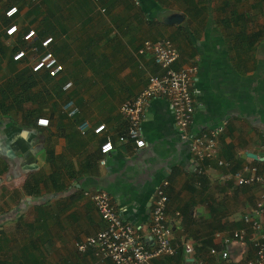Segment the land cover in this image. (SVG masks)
I'll return each instance as SVG.
<instances>
[{"label":"crops","instance_id":"1","mask_svg":"<svg viewBox=\"0 0 264 264\" xmlns=\"http://www.w3.org/2000/svg\"><path fill=\"white\" fill-rule=\"evenodd\" d=\"M12 6L19 10L9 19L19 28L15 37L5 24ZM31 30L39 40L54 39L51 51L64 67L59 78L24 76L33 61H10L17 53L11 43ZM162 40L179 53L176 71L198 69L189 131L226 123L201 175L167 99L153 100L144 112L143 150L119 141L129 130L121 106L162 73L142 54L144 44ZM20 76L22 86L34 87L15 88L0 113V261L25 252L45 258L43 264H95L93 251L76 249L106 227L87 192L108 193L153 248V196L164 181L172 242L180 251L154 264L210 262L223 238L247 229L244 217L254 215L261 188L238 186L234 176H249L246 166L264 176V0H141L140 7L130 0H0V102L2 88ZM42 118L49 127L38 125ZM102 125L105 131L96 134ZM106 141L115 151L101 165ZM247 232L246 243L227 248L235 261L254 256V234ZM185 243L195 257L185 256Z\"/></svg>","mask_w":264,"mask_h":264},{"label":"built area","instance_id":"2","mask_svg":"<svg viewBox=\"0 0 264 264\" xmlns=\"http://www.w3.org/2000/svg\"><path fill=\"white\" fill-rule=\"evenodd\" d=\"M135 6L141 4V0H130ZM19 13L16 6L9 8L5 16L13 19ZM16 24H10L6 33L10 37H15L19 33ZM36 31L31 30L23 39L28 43V47L21 49L14 54L16 62L32 60L31 69L34 73L44 72L51 78H59L64 67L51 47L54 39L48 37L39 40ZM39 41L40 45H38ZM142 54L149 55L162 73L153 75L148 86L134 100H129L121 106V114L128 120L129 130L126 136H121V143L130 141L137 151L143 150L147 143L142 131V117L150 103L158 98L168 100L170 111L174 116V122L181 138L190 144V151L196 158V173L203 174L205 162L214 159L217 154V139L224 133L226 123L217 128L202 132L192 133L189 131L196 112L194 86L198 75L196 67L176 71L174 64L180 59L179 53L169 40L159 42H146ZM43 50V51H42ZM71 84L65 86L64 90L71 88ZM38 125L49 127L50 121L46 118L38 120ZM87 127H84V131ZM106 129L105 125L95 130L96 134H101ZM115 151L114 143L106 141L101 146V165L106 164V157ZM221 166H227L225 162L219 161ZM244 172L249 176L237 174L234 176L238 186L258 185L261 188L259 198L255 205L254 215L244 217L247 229L236 230L231 236L223 238L220 249L213 248L210 251L211 260L205 262L194 260L193 264H264V176L258 173L257 167L246 166ZM1 181V180H0ZM169 187L168 181L162 182L153 196V208L151 212V235L154 247L150 248L146 238L141 234V230L133 224L123 219L122 213L114 205L111 196L102 191L97 193L87 192L85 196L94 204L101 219L105 222V229L97 234L88 236L76 244V249L80 254L93 251L97 258L95 264H154L155 260L163 257H174L180 251V244L172 242L173 230L168 221L169 197L166 189ZM248 228L253 231L251 238L254 256L246 261H235L231 258L228 246L232 242L246 243L249 239ZM183 246L186 257H195L194 248L185 243Z\"/></svg>","mask_w":264,"mask_h":264},{"label":"trees","instance_id":"3","mask_svg":"<svg viewBox=\"0 0 264 264\" xmlns=\"http://www.w3.org/2000/svg\"><path fill=\"white\" fill-rule=\"evenodd\" d=\"M16 16H15V18H16ZM9 23H10V21H9V19H7L5 24L8 25ZM23 37L24 36L19 35L18 38H17V45H16V48H15L16 52L20 51L21 49H24V48L28 47V43H26L24 41ZM38 39H39V36H38ZM38 45H40L39 42H38ZM10 61L11 62H16V61H14L13 58H11ZM22 73H23L22 75H24V76L30 74V78H32L33 76L38 74V73H34L32 71V69L31 70H29V69L24 70ZM13 80L14 81L8 82L7 85L5 86V88L4 89L2 88V90H1L0 113H5L7 111L5 102L9 99L10 95L13 94V91L15 90V88H18L20 86L19 88H21L23 92L24 91L27 92L28 90H31L34 87V85H32V84H30V86H25V85L22 86L21 84L25 80L22 76L17 77V78H15ZM66 81H67L66 79H63L62 81H59V85H60L59 88H60L61 91L63 90L62 89V84H64ZM242 187H245V186H242ZM25 254L26 253L23 252L22 255L17 256L16 258H14L12 260H8L6 258V259L0 261V264H16V263L19 264V262H21V264H43L44 263L43 261L45 260V258H43V257H40L38 255H32V254L29 255L28 257H26Z\"/></svg>","mask_w":264,"mask_h":264},{"label":"water","instance_id":"4","mask_svg":"<svg viewBox=\"0 0 264 264\" xmlns=\"http://www.w3.org/2000/svg\"><path fill=\"white\" fill-rule=\"evenodd\" d=\"M183 20V17L182 16H179L178 17V19H176V21H175V23L177 22V23H179V22H181ZM251 158H253V159H255V160H258V157L256 156V155H254V154H250L249 155Z\"/></svg>","mask_w":264,"mask_h":264},{"label":"rangeland","instance_id":"5","mask_svg":"<svg viewBox=\"0 0 264 264\" xmlns=\"http://www.w3.org/2000/svg\"><path fill=\"white\" fill-rule=\"evenodd\" d=\"M16 44H17V41L15 40V42L13 41L12 43H11V48H13V47H15L16 46ZM21 236H22V233H21Z\"/></svg>","mask_w":264,"mask_h":264},{"label":"clouds","instance_id":"6","mask_svg":"<svg viewBox=\"0 0 264 264\" xmlns=\"http://www.w3.org/2000/svg\"><path fill=\"white\" fill-rule=\"evenodd\" d=\"M38 123V122H37Z\"/></svg>","mask_w":264,"mask_h":264}]
</instances>
